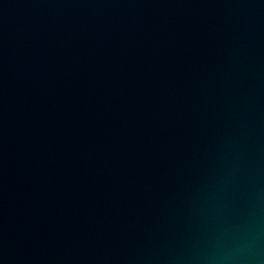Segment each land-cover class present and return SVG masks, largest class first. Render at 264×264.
Instances as JSON below:
<instances>
[{"label": "water", "instance_id": "1", "mask_svg": "<svg viewBox=\"0 0 264 264\" xmlns=\"http://www.w3.org/2000/svg\"><path fill=\"white\" fill-rule=\"evenodd\" d=\"M0 264H264V0H0Z\"/></svg>", "mask_w": 264, "mask_h": 264}]
</instances>
